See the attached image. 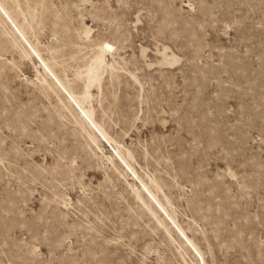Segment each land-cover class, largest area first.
Segmentation results:
<instances>
[{
    "label": "rangeland",
    "instance_id": "obj_1",
    "mask_svg": "<svg viewBox=\"0 0 264 264\" xmlns=\"http://www.w3.org/2000/svg\"><path fill=\"white\" fill-rule=\"evenodd\" d=\"M0 264H264V0H0Z\"/></svg>",
    "mask_w": 264,
    "mask_h": 264
}]
</instances>
